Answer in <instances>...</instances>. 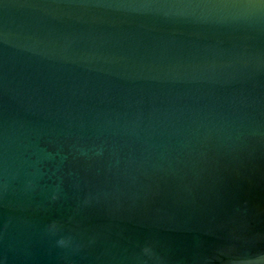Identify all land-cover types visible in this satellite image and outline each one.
I'll use <instances>...</instances> for the list:
<instances>
[{
    "label": "water",
    "instance_id": "obj_1",
    "mask_svg": "<svg viewBox=\"0 0 264 264\" xmlns=\"http://www.w3.org/2000/svg\"><path fill=\"white\" fill-rule=\"evenodd\" d=\"M0 264H264V0H0Z\"/></svg>",
    "mask_w": 264,
    "mask_h": 264
},
{
    "label": "clouds",
    "instance_id": "obj_2",
    "mask_svg": "<svg viewBox=\"0 0 264 264\" xmlns=\"http://www.w3.org/2000/svg\"><path fill=\"white\" fill-rule=\"evenodd\" d=\"M60 243H61V244H63V243H64V241H60Z\"/></svg>",
    "mask_w": 264,
    "mask_h": 264
}]
</instances>
